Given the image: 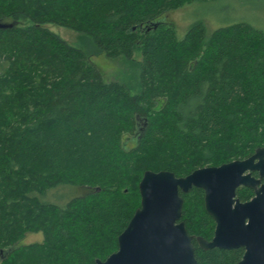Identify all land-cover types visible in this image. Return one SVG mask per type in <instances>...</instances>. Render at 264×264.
Returning <instances> with one entry per match:
<instances>
[{
    "label": "trees",
    "instance_id": "16d2710c",
    "mask_svg": "<svg viewBox=\"0 0 264 264\" xmlns=\"http://www.w3.org/2000/svg\"><path fill=\"white\" fill-rule=\"evenodd\" d=\"M214 1L0 0V264L104 261L140 206L144 172L185 177L264 147V33L232 22L208 35L198 21L178 37L162 18ZM100 55L123 60L128 77L106 82ZM179 195V222L210 240L202 190ZM27 234L42 241L24 245ZM193 246L196 264L243 255Z\"/></svg>",
    "mask_w": 264,
    "mask_h": 264
},
{
    "label": "water",
    "instance_id": "95a60500",
    "mask_svg": "<svg viewBox=\"0 0 264 264\" xmlns=\"http://www.w3.org/2000/svg\"><path fill=\"white\" fill-rule=\"evenodd\" d=\"M6 27L0 23V28ZM263 178L264 147L247 159L197 169L185 177L144 172L138 185L140 206L118 236L116 252L95 264H196L193 237L179 222V193L192 188L202 190L204 209L215 223L212 239L198 237L197 246L204 251L243 249L237 264H264ZM240 187L252 189L254 196L241 202L236 197Z\"/></svg>",
    "mask_w": 264,
    "mask_h": 264
},
{
    "label": "rangeland",
    "instance_id": "374dc122",
    "mask_svg": "<svg viewBox=\"0 0 264 264\" xmlns=\"http://www.w3.org/2000/svg\"><path fill=\"white\" fill-rule=\"evenodd\" d=\"M162 18L175 27L178 37H182L186 30L198 21L204 22L208 35L216 28L232 22H246L264 33V0L195 2L167 12ZM47 28L72 46L85 51V47L75 32L51 25H48ZM92 62L97 66L106 82H123L124 77H128L130 73V69L121 59H108L100 55L92 57ZM41 241V234H27L22 244L30 245Z\"/></svg>",
    "mask_w": 264,
    "mask_h": 264
},
{
    "label": "flooded vegetation",
    "instance_id": "af4514ba",
    "mask_svg": "<svg viewBox=\"0 0 264 264\" xmlns=\"http://www.w3.org/2000/svg\"><path fill=\"white\" fill-rule=\"evenodd\" d=\"M251 176H253V177L256 178V179L259 178L257 172H252V173H251ZM261 183H264V178L261 180ZM240 188H241V187H240ZM240 188H238V189H240ZM243 188H244V187H243ZM238 189H237V190H238ZM247 189H248V188H247ZM237 190H236V192H237ZM249 190L252 191V193H253V190H252V189H249ZM203 196H204V194H203ZM253 196H254V193H253ZM253 196H252V197H253ZM252 197H251V198H252ZM251 198H250V199H251ZM250 199H249V200H250ZM249 200H248V201H249ZM245 202H247V201H245ZM203 205H204V203H203ZM211 219H212V218H211ZM212 220H213V219H212ZM213 222H214V221H213ZM214 229H215V223H214ZM213 233H214V230H213ZM190 236H191V235H190ZM192 237H193V240H195V241H196V238H198V237H195V236H192ZM212 237H213V235H212ZM212 237H211V239H212ZM200 238H201V237H200ZM211 239H210V240H211ZM193 240H192V243H193ZM210 240H207V241H210Z\"/></svg>",
    "mask_w": 264,
    "mask_h": 264
}]
</instances>
